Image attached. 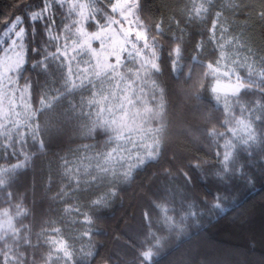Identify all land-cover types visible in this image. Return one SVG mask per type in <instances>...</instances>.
<instances>
[{"label":"snow or ice","instance_id":"6c2138e0","mask_svg":"<svg viewBox=\"0 0 264 264\" xmlns=\"http://www.w3.org/2000/svg\"><path fill=\"white\" fill-rule=\"evenodd\" d=\"M258 3L259 8L247 0H188L178 14L146 22L143 0H39L35 6L25 3L26 12L3 22L0 264H96L95 214L109 209L123 186L131 185L141 171L177 158L167 143L169 130L175 118L186 122L190 110L185 100L191 96L202 101V89L210 90L216 104H222V117L210 130L185 127L186 134L206 132L215 143L219 180L240 176L252 181L238 157L243 152L250 158L259 154L264 160V49H256L250 37L231 32L228 17L247 20L255 10L264 24V0ZM208 20L207 40L195 44L196 54L185 64L186 29ZM38 35L41 43L35 44ZM185 67V83L192 82L194 73L198 79L191 84L194 91L186 92L182 100L166 77L178 82ZM30 73L42 77L43 84ZM34 97L38 98L35 105ZM193 107L210 115L206 108ZM69 123L79 126L84 139H95L97 131L106 137L102 147L82 139L80 147L71 150L72 159L58 157L59 190L48 198L63 205L60 225L69 218L78 228V235L72 237L57 221L41 219L37 224L35 195L27 204L26 195L15 186L22 173L50 153V144L61 138ZM187 160L179 174L190 191L201 173L207 176L206 161L196 156ZM174 171L166 167L163 174L175 179ZM52 183L49 176V186ZM93 189L104 192L89 199L84 206L89 211L73 203V198ZM213 199L212 207L223 211L225 197L218 192ZM168 204L167 193H162L142 211L145 243L133 241L131 264H158L163 233L184 234L188 218L198 217L191 211L174 214ZM156 209L160 210L158 225L153 221Z\"/></svg>","mask_w":264,"mask_h":264},{"label":"trees","instance_id":"16d2710c","mask_svg":"<svg viewBox=\"0 0 264 264\" xmlns=\"http://www.w3.org/2000/svg\"><path fill=\"white\" fill-rule=\"evenodd\" d=\"M216 2L217 0H214V3ZM247 2L255 3L259 8L258 0ZM25 3L35 6L39 4V0H0V27H3L5 20L26 12ZM186 3L188 0H143L146 22H159L162 18L170 17L173 12L178 14ZM228 20L231 22L229 25L231 32L243 34L246 39L250 37V43L256 49H264V24L259 22L255 10L252 11L250 19L229 16ZM210 26L211 21L208 20L201 25H189L186 29L187 34L183 43L185 64L196 54L195 44L201 38L207 40V29ZM34 43H41L40 35ZM164 44L165 47L169 46L167 40ZM32 55L29 53L30 59ZM203 58L207 60L215 57ZM168 71L171 72L170 67ZM30 74L34 81L39 80L43 84L42 77L35 73ZM187 75L188 68L185 67L178 82L173 83L166 77L167 82L176 89L182 100L185 99L186 92L194 91L191 84L198 79V74L194 73L192 82L185 83ZM210 87V84L206 85L207 89ZM200 93L203 97L200 102L191 96L185 100V107L190 110L186 122L181 123L179 118H175L173 127L169 130L167 143L172 145L177 158L171 163L165 160L160 165L141 171L131 185L123 186L125 190L109 209L95 214L98 217L95 226L99 230L93 240L98 252L96 264H118L117 258L124 261V264H131L134 246L145 243L146 222L142 220L141 213L162 193H167L170 212L179 215H184L187 211L197 212L198 217L188 218L184 234L163 233L164 246L160 249L161 254L156 257L158 264H264V160L259 154L250 158L243 152L239 153V162L244 172L253 178L250 183L240 176L226 178L223 181L215 176L220 167L214 158L215 143L206 132L201 134L200 131H195V136L185 132V127L210 130L222 117V107L216 104L210 90L202 89ZM37 103L38 98L34 97V105ZM193 105L208 109L210 115L197 112ZM93 135L95 139H84L77 124H67L61 138L50 144V153L38 158L35 161V168L22 173L17 179L16 189L26 195L27 204L32 203L33 195L36 197L37 224L41 219H51L57 221V226L63 227L65 235L69 237L78 235V228L70 223L69 218H64L63 225H60L63 205L51 201L48 197L59 190L58 172L61 169L58 167L60 163L58 157L68 156L72 159L71 150L80 147L82 139L84 143L102 147L106 139L104 134L97 131ZM191 156L206 161L203 170L207 176L201 173V178H197L195 183L189 186V191L183 187L184 181L179 173L181 167L188 163L187 158ZM166 167L175 170V179L165 178L163 170ZM49 176L53 180L50 186ZM103 192L104 189L99 191L93 189L86 194H80L78 199L73 198V203L78 202L84 207L89 199H94ZM218 192L225 197L222 203L223 211L212 207L213 198ZM185 196L188 197L187 200L184 199ZM84 210L89 211L87 207H84ZM159 212V209L153 212V221L157 225ZM75 246L77 248L81 246L79 240Z\"/></svg>","mask_w":264,"mask_h":264},{"label":"rangeland","instance_id":"374dc122","mask_svg":"<svg viewBox=\"0 0 264 264\" xmlns=\"http://www.w3.org/2000/svg\"><path fill=\"white\" fill-rule=\"evenodd\" d=\"M243 54H244V53H243V51H242V52H241V55L243 56ZM241 71H244V70L242 69ZM219 106H221V107H222V104H221V105H219Z\"/></svg>","mask_w":264,"mask_h":264}]
</instances>
